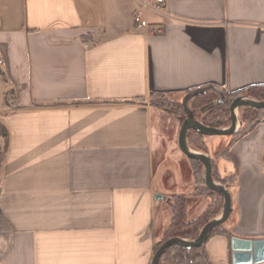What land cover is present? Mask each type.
I'll use <instances>...</instances> for the list:
<instances>
[{
  "label": "crops",
  "instance_id": "1",
  "mask_svg": "<svg viewBox=\"0 0 264 264\" xmlns=\"http://www.w3.org/2000/svg\"><path fill=\"white\" fill-rule=\"evenodd\" d=\"M263 84L264 0H0V264H152L176 122L151 94ZM232 155L212 264L264 240V124Z\"/></svg>",
  "mask_w": 264,
  "mask_h": 264
},
{
  "label": "trees",
  "instance_id": "2",
  "mask_svg": "<svg viewBox=\"0 0 264 264\" xmlns=\"http://www.w3.org/2000/svg\"><path fill=\"white\" fill-rule=\"evenodd\" d=\"M239 97H248L257 101H264V84L251 86L247 89L238 90L232 93L220 90L217 91L212 88H204L196 92L194 95L192 109L189 108V112L185 110L183 103L172 104L168 101L166 94L161 92H153L151 94L150 104L168 113L173 112L170 107L176 108L178 111L181 110L187 116V118H182L181 116L180 119L182 125L186 119L193 118L207 127L227 129L232 124L230 106L232 102ZM213 103H216L217 106L211 108L210 111L208 109L204 110L208 112H206L204 117L199 120L196 115L205 107L210 108L213 106ZM239 111L241 113L240 128L234 135L230 136L233 140L229 146L228 152L218 156V158H211L212 160H215V162L213 161V178L215 182L226 187L229 191H231V189L236 184L237 174L235 173L228 177H222L219 172L217 162L222 159H226L235 163V159L232 155V148L235 143L241 141L243 138L251 134L260 124H264V109L243 106L239 109ZM0 132L2 137L5 139L6 146L8 142L7 130L3 126H0ZM207 137L211 136L203 135L193 129H189L187 132V142L189 147L198 153L209 156V147L206 142ZM190 160L195 164V166L198 167L196 176L201 182V189L202 191H207V193H209L208 195L212 199V203L210 204L209 208L206 209L203 215L189 221L187 220L185 212L187 198L185 196H177L178 200L180 201L173 205L172 220L167 232V236L165 235V238L157 244L155 254L163 245V243L171 238H181L187 241L197 240L203 228L208 223L216 219L223 210V195L208 189L205 184V173L204 175L202 174V167H204V165L199 160ZM2 162L3 153H0V167ZM217 233H224L229 236V238L232 237L228 231L224 230V225H222L213 229L209 239ZM206 245L207 243L203 247L194 248L192 250H187L178 245H173L160 258L159 264H212L206 252Z\"/></svg>",
  "mask_w": 264,
  "mask_h": 264
},
{
  "label": "rangeland",
  "instance_id": "3",
  "mask_svg": "<svg viewBox=\"0 0 264 264\" xmlns=\"http://www.w3.org/2000/svg\"><path fill=\"white\" fill-rule=\"evenodd\" d=\"M4 89L0 87V102L2 101V94ZM196 94L190 93L188 95L182 96H173V95H166L167 99L170 103H183L186 101L188 108L192 109V102L193 97ZM151 97V96H150ZM151 99V98H150ZM149 99V101H150ZM186 99V100H185ZM231 100V99H230ZM233 101V100H231ZM217 104L213 103V106L205 107L201 110L196 116L198 119H202L204 114L208 111H204L208 109L209 111L211 108L216 107ZM171 110L174 112L168 113L171 115L176 125L173 130L170 132L168 138L162 142V145L158 148L156 159H155V168L156 170H160L163 172V181L166 187L164 195L166 200L169 202L166 205V213L167 215L165 218L161 216L160 221V233H165L167 236V232L171 225V218H172V210L173 205H175L178 201L177 196H185L186 200V217L187 220L189 219H196L203 215L207 208H209L210 204L212 203V199L208 195L207 191H202L201 189V182L199 178L196 176L197 166L181 151L178 143L180 130L182 127L181 116L182 118H187L186 114H184L181 110L178 111L176 108L170 107ZM178 111V112H177ZM237 117L239 121L241 120V113L238 110ZM240 128V127H239ZM232 137H207L206 142L209 147V156L212 159L218 158V156L225 154L228 152L229 146L232 142ZM215 162V160H213ZM219 162V161H218ZM217 162V164H218ZM229 168V164L226 165ZM205 168L202 167V174L204 175ZM205 198L207 200L205 201ZM207 204V205H206ZM207 206V207H206ZM206 207V209H204ZM202 209L204 212H202ZM162 238V240L165 238ZM165 241V240H164Z\"/></svg>",
  "mask_w": 264,
  "mask_h": 264
},
{
  "label": "water",
  "instance_id": "4",
  "mask_svg": "<svg viewBox=\"0 0 264 264\" xmlns=\"http://www.w3.org/2000/svg\"><path fill=\"white\" fill-rule=\"evenodd\" d=\"M210 88L219 91L215 87ZM243 106L264 109V101H257L248 97L236 98L230 106L232 124L227 129L207 127L193 118H188L183 123L179 136V147L189 159L199 160L204 165L205 184L208 189L223 195L224 206L221 214L203 228L197 240L187 241L181 238H171L164 242L160 249L156 252L152 264H159L160 258L173 245H178L187 250L203 247L209 240L213 229L224 225L228 221L233 211L231 193L226 187L215 182L213 178V160L211 157L198 153L189 147L187 142V132L189 129H193L207 136H232L239 130L240 121L237 117V112ZM184 107L185 110L189 112L186 101L184 102ZM156 199H165V197L158 195ZM232 260L233 264H264V240H245L234 237L232 239Z\"/></svg>",
  "mask_w": 264,
  "mask_h": 264
},
{
  "label": "built area",
  "instance_id": "5",
  "mask_svg": "<svg viewBox=\"0 0 264 264\" xmlns=\"http://www.w3.org/2000/svg\"><path fill=\"white\" fill-rule=\"evenodd\" d=\"M165 0H157L158 3H164ZM135 24L137 25V28H148L149 24L143 20L140 16H136L134 18Z\"/></svg>",
  "mask_w": 264,
  "mask_h": 264
}]
</instances>
